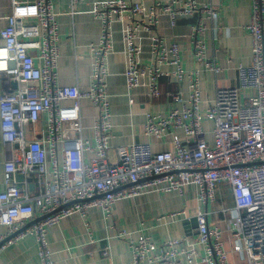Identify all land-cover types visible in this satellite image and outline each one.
Segmentation results:
<instances>
[{
	"label": "built area",
	"instance_id": "built-area-1",
	"mask_svg": "<svg viewBox=\"0 0 264 264\" xmlns=\"http://www.w3.org/2000/svg\"><path fill=\"white\" fill-rule=\"evenodd\" d=\"M11 1V13L4 18L7 25L0 30V154L4 158L0 229H6L5 233L0 231V243H5L0 249L32 235L36 238L39 263L56 264L49 248L48 230L63 218L80 217L92 236V208H98L103 220L109 222L119 200L137 198L144 190L183 195L187 187L197 186L200 206L194 217L196 237L190 228L183 238L159 242L143 234L134 239L126 230H119L118 237L129 242L133 264H226L229 256L222 241L223 232L210 224L204 209L215 198L216 187L226 184L235 203V216L230 221L234 249L249 264H264V0H252L247 26L252 40V64L238 66V86L218 88L204 115L200 71H186L180 45L168 44L156 30L161 16H167L175 27L179 19L202 14L192 26L194 61L202 64L204 70L219 74L222 68L215 60L207 59L202 38L209 30L206 20L217 23L214 7H200L197 0L155 1L149 8L136 0L93 3L91 14L100 23L101 31L99 41L89 45L92 83L88 90L81 91L77 86H60L58 81L60 33L54 0ZM83 4L86 0H70V13L74 15ZM127 16L134 23L126 24ZM115 22L122 24L126 95L131 105V94L144 78L155 100L164 95L162 76L189 80L186 102L180 93L166 94L172 102L182 104L181 108L166 116L145 115V133L149 136L163 138L176 130L184 132L188 141L183 143L174 135L173 152H154L149 144L142 143L114 149L110 145L113 115L107 78ZM140 29L150 34L149 64L139 60ZM218 30L220 27L214 29ZM163 66L172 67L173 71L164 72ZM243 92L253 94L244 98ZM83 101L98 111L92 126L93 141L84 137ZM43 115L47 118L45 135L29 139L28 132ZM204 118L213 123L212 145L203 129ZM61 144H66L62 152ZM18 175L22 176L21 181ZM180 215L171 213L159 220L174 221ZM198 245L206 248V255L195 262ZM103 255L108 256V251Z\"/></svg>",
	"mask_w": 264,
	"mask_h": 264
},
{
	"label": "crops",
	"instance_id": "crops-1",
	"mask_svg": "<svg viewBox=\"0 0 264 264\" xmlns=\"http://www.w3.org/2000/svg\"><path fill=\"white\" fill-rule=\"evenodd\" d=\"M25 1L36 2V0ZM102 1L115 0H86V4L79 6L74 15L70 13V0L53 2L60 33V57L57 69L60 86H77L81 91H86L91 86L92 59L89 45L99 41L101 31L100 23L93 18L91 9L93 3ZM136 1L149 8L155 1L165 0ZM197 2L200 7L211 6L218 12L217 23L206 20L209 30L202 38L207 46V59L215 60L222 68L219 74L204 70L202 64L194 61L191 44L192 26L197 24L202 14L197 13L189 19H179L175 27L171 26L167 16H161L156 32L168 44L176 42L180 45L182 66L186 71H200L201 111L204 115L213 103L218 88L238 86V66L252 64V40L247 30L251 20L252 0H197ZM11 10V0H0V30L7 25L4 18L11 13ZM140 17L135 16V19ZM125 22L132 24L134 20L127 16ZM216 27H220L218 32L214 31ZM137 45L141 50L139 60L149 64L152 60L150 34L140 29ZM113 46V52L108 58L107 78L113 115L111 147L114 149L132 143H142L149 144L154 152H173L174 135H178L183 143L188 141L184 132L176 130L174 134H168L163 138L149 136L145 133V115L152 113L166 116L173 109L181 108L182 104L172 102L166 94L180 93L186 102L190 92L189 80L186 78L179 81L176 78L162 76L160 82L164 95L160 100H155L150 96L146 86L147 79L144 78L141 80V86L131 94L133 101L131 105L130 98L126 95L124 43L120 22H115L113 25ZM162 71L171 72L173 68L163 66ZM1 83L0 76V90ZM252 94L253 92H243L244 98ZM97 115L98 111L95 107L87 101L82 102L84 137L91 141H93L92 126ZM202 124L206 139L212 145L213 123L204 118ZM46 129L47 118L43 115L34 129L28 132V138L42 137ZM64 148L66 144H61L60 151L62 152ZM3 159V155L0 154V189H2ZM198 193L197 186L187 187L183 195L178 192L161 193L144 190L137 198L119 200L114 208L113 219L109 222L103 220L98 208H92L89 217L92 236L80 217L63 218L58 225L48 230V243L53 259L56 264H133L131 246L128 241L118 237L119 230H126L134 239L143 234L157 242L183 238L187 235L188 228L193 233L192 236L196 237L197 230L194 228L193 220L200 206ZM234 208L235 203L230 188L226 184H219L216 187L215 198L209 201L204 209L208 212L210 224L223 232L222 241L229 256L226 264H249L245 256L234 249L230 228V221L235 216ZM171 213L181 215L174 221L159 220L161 216ZM0 231L5 233L6 229L1 228ZM105 251H108V256L103 255ZM197 251L195 262H199L206 255L204 246L198 245ZM0 264H40L36 238L29 235L18 243L0 249Z\"/></svg>",
	"mask_w": 264,
	"mask_h": 264
},
{
	"label": "water",
	"instance_id": "water-1",
	"mask_svg": "<svg viewBox=\"0 0 264 264\" xmlns=\"http://www.w3.org/2000/svg\"><path fill=\"white\" fill-rule=\"evenodd\" d=\"M14 87H16V85H14ZM17 179H18L19 181H21L23 178H22V176L18 175V176H17ZM31 189H32V190L34 189V185H33V184L31 185ZM45 217H47V215L42 216V217H39V218L33 220L32 222H30L29 224H27L24 228H22V229L20 230V232L25 231L26 229H28L29 227H31V226H33L34 224L38 223L39 221H41V220L44 219ZM193 224L195 225V221H194V220H193ZM20 232H18V233H20ZM18 233L13 234V235L11 236V238L15 237ZM189 235H192V234H189ZM3 244H5V243H4V242L0 243V247H1Z\"/></svg>",
	"mask_w": 264,
	"mask_h": 264
}]
</instances>
